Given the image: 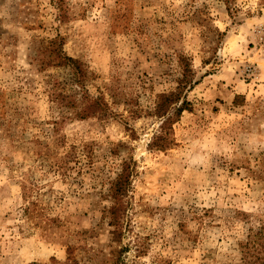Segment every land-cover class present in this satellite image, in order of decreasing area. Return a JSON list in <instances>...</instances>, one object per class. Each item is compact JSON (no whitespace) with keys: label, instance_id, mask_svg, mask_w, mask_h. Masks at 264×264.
Returning <instances> with one entry per match:
<instances>
[{"label":"rangeland","instance_id":"obj_1","mask_svg":"<svg viewBox=\"0 0 264 264\" xmlns=\"http://www.w3.org/2000/svg\"><path fill=\"white\" fill-rule=\"evenodd\" d=\"M71 258L264 264V0H0V264Z\"/></svg>","mask_w":264,"mask_h":264},{"label":"trees","instance_id":"obj_2","mask_svg":"<svg viewBox=\"0 0 264 264\" xmlns=\"http://www.w3.org/2000/svg\"><path fill=\"white\" fill-rule=\"evenodd\" d=\"M58 59L59 62L62 63L66 58H63L61 55H59ZM67 59L68 64L65 63V65H69L75 71L76 76L79 78L78 81L81 82L82 78L85 79L84 70L80 67L77 61L73 60L72 58ZM187 71L191 72L190 70H186L184 73L186 74ZM186 85H188V83H183L182 81L180 82L179 92L163 94L160 97L159 103L155 109V114L158 118L162 119V125L160 127L161 131L160 134L155 137L154 142L152 143V147L157 150H166L169 146H171L173 143L170 139V135L172 134V126L176 121H178V118H180L181 114L185 110H188V102L185 100L181 102L183 90ZM106 106L107 104L104 102L103 98L91 100L85 109L87 115H83L82 117H90L92 115L104 113L106 111ZM172 111L175 114L174 117ZM131 174L132 170L130 165L124 166L123 171L119 175L118 181L113 189L114 202L113 206L110 208V214L112 219L111 226L115 228L113 235L116 236L115 240H117V242L120 241L122 236L121 219L123 218L125 211L124 197L128 193ZM66 264H78V261L74 258H71L70 262Z\"/></svg>","mask_w":264,"mask_h":264}]
</instances>
